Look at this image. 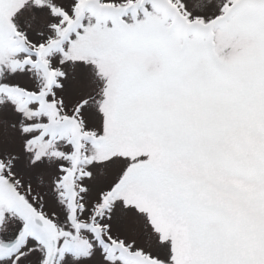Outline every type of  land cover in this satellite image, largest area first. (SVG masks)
Wrapping results in <instances>:
<instances>
[{
	"label": "snow or ice",
	"instance_id": "6c2138e0",
	"mask_svg": "<svg viewBox=\"0 0 264 264\" xmlns=\"http://www.w3.org/2000/svg\"><path fill=\"white\" fill-rule=\"evenodd\" d=\"M0 264H264V0H0Z\"/></svg>",
	"mask_w": 264,
	"mask_h": 264
}]
</instances>
